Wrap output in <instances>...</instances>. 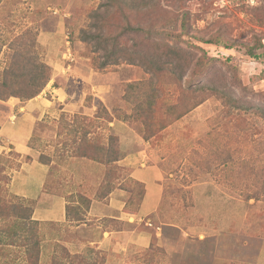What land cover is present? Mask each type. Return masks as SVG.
Listing matches in <instances>:
<instances>
[{"label":"rangeland","instance_id":"374dc122","mask_svg":"<svg viewBox=\"0 0 264 264\" xmlns=\"http://www.w3.org/2000/svg\"><path fill=\"white\" fill-rule=\"evenodd\" d=\"M137 1H127L125 14L110 8L103 32L115 34L127 20L170 30L181 38L176 44L164 40L176 48L175 72L155 74L123 58L104 61V45L83 41L81 29H94L89 14L102 0H0V71L9 41L30 26L37 29L35 51L51 70L37 95L59 84L66 91L36 122L28 146L49 167L47 191L63 194L71 206L67 225L50 231L51 225L34 224L28 241L0 243V264H26V249L36 240L38 264H103L106 252L81 256L62 245L77 234L93 235L92 225L71 228L93 222L86 221L93 200L132 190L129 207H137L144 185L130 176L124 158L140 151L147 155L140 163L160 172L163 194L149 226L138 228L151 235L149 246L124 256V264H264V0ZM58 21L54 41L38 40L40 30ZM124 40L128 49L137 45L152 53L160 46L170 53L158 38L141 33ZM50 57L65 67L63 79L52 81L60 68L50 65ZM109 136L115 142L106 145ZM18 158L0 139L3 205L7 199L29 205L10 196ZM9 207L0 214L1 234L12 233L17 223Z\"/></svg>","mask_w":264,"mask_h":264},{"label":"crops","instance_id":"0c3cea01","mask_svg":"<svg viewBox=\"0 0 264 264\" xmlns=\"http://www.w3.org/2000/svg\"><path fill=\"white\" fill-rule=\"evenodd\" d=\"M60 27V21H58L54 28L40 30L38 40L42 37L46 42L54 41L55 37L60 35ZM49 44L48 42L45 45ZM50 60H52L51 63L49 62L52 67L60 68L58 69L59 75L55 73L52 81L56 76L63 79L65 76L61 73L65 67L62 62L51 57ZM63 88L60 84L51 88L46 87L45 92L51 95L52 100L48 99L47 94L43 92L24 102L14 97L0 101L1 106L4 104V110H0L2 145L6 143L19 156V165L11 174L10 191L19 198L32 201L31 220L37 224V227L51 225L50 231L54 227L61 228L69 222L66 217V200L63 194L51 193L45 188L49 167L31 154L28 141L36 122L41 120L45 113L51 111L50 107L54 100L61 101L66 94ZM146 157L145 151H140L137 155L128 154L124 158L131 163L130 176L144 185V193L139 205L136 208L125 210L124 206L129 194L123 189L111 191L106 201L93 200L86 215V221L93 220V222L88 223L89 226L85 221L74 222L71 226L75 229L93 226L95 227L91 228L93 235L80 236L77 234L67 238L62 246L69 254L85 256L89 252H106L103 264H124V256L128 257L129 253L144 251L149 246L151 235L148 231H141L138 228L141 223L149 226V217L153 216L160 207L163 190L162 184L159 183L160 172L140 163V161L144 162ZM103 218H108V220L102 221ZM85 231L89 232L90 229ZM154 232L155 236L160 234L155 230Z\"/></svg>","mask_w":264,"mask_h":264},{"label":"trees","instance_id":"16d2710c","mask_svg":"<svg viewBox=\"0 0 264 264\" xmlns=\"http://www.w3.org/2000/svg\"><path fill=\"white\" fill-rule=\"evenodd\" d=\"M6 1L11 2V4H17L20 2V0ZM127 1L128 0H102V2L99 4V9H95L89 14L94 19L92 26L94 29H81L82 40L86 42H92L95 48H101V46L104 45V61H117L119 58H123L130 63H140L145 67V69L155 74L164 70L175 72L176 67H173L172 63L176 57L173 54L176 48L174 49L173 45L171 47V45L164 40L169 39L176 44L181 39L179 35L163 28L154 29L151 27L142 26L141 24H132L129 20H127L123 27H121L115 34H105L103 32V20L105 18V13L110 8L115 7L119 9L120 14H125V11L128 9ZM130 1H132V6L138 2L137 0ZM141 3H143V6H147L148 1H141ZM186 19L187 12H184L181 22L182 32H187V26L185 23ZM21 32L22 34L20 36L13 37L7 46L8 51L5 54V65L0 71V101H6L9 97L17 98L20 102L27 101L39 94L50 79V67L41 58H39V55L35 51L37 29L26 26L23 30H21ZM140 33L146 35L148 38H158L161 46L167 48L170 53H168L167 50L161 49L160 46H158L155 52L152 53L137 50V45H134L132 49L124 47V44H122L121 40L125 38L124 41H126L127 36L133 34L138 35ZM202 63L206 64L204 61H202ZM104 64H106V62H103V65ZM182 77L183 75L178 74L176 79L180 80ZM153 104V100L150 101L148 103L147 109H151ZM194 105H197V103ZM260 110L264 113V109ZM143 111V108H138L139 113ZM113 140L114 138L109 136L106 140V145L115 142ZM101 149H106V147H101ZM113 160H116V158ZM136 182L139 183L138 181ZM125 191L129 194V197L127 198L124 208L125 210H130V200L132 202L131 198H135L134 196L136 195H133L134 192H132V190ZM143 193L144 191L138 194V198H136L138 205ZM1 194V216H4L3 212L6 211L7 207L10 206V209L14 208L11 212V217H14L17 223L14 225V231L12 233H0V243L5 244L7 241H28L29 234L34 230L33 224H35V222L31 220L33 202L28 200V205L27 203H24L23 198H19L18 196L11 194V197L20 200L26 205L22 203H13L7 199L8 203L4 204V206L2 203H4L5 199L2 198ZM10 196L8 198H11ZM16 208L19 209V212ZM70 209L71 206L66 203L67 218L69 217L68 211ZM38 261L39 248L38 242L36 240L29 244L26 249V264H38Z\"/></svg>","mask_w":264,"mask_h":264}]
</instances>
